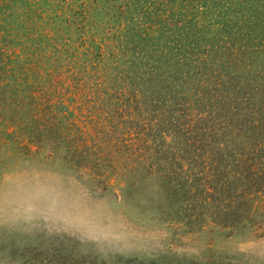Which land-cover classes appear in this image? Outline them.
Returning <instances> with one entry per match:
<instances>
[{
  "label": "rangeland",
  "instance_id": "obj_1",
  "mask_svg": "<svg viewBox=\"0 0 264 264\" xmlns=\"http://www.w3.org/2000/svg\"><path fill=\"white\" fill-rule=\"evenodd\" d=\"M125 1L16 0L20 16L0 19V48L23 56L19 64L5 59L15 74L0 79V264H264V190L252 193L237 222L223 225L209 198L193 205L171 192L142 128L149 116L127 121L118 110L115 118L99 103L91 62L84 82L82 75L78 84L61 82L74 76L61 66L82 62L90 39L102 44L117 34L115 14L131 7ZM81 3L90 6L84 15L76 11ZM51 13L79 26L54 17L47 25ZM72 45L79 56L68 61ZM108 48L118 49L115 42ZM114 62L103 52L93 64L101 73ZM64 93L63 100L73 95L67 117L56 106ZM169 139L162 148L176 150Z\"/></svg>",
  "mask_w": 264,
  "mask_h": 264
},
{
  "label": "trees",
  "instance_id": "obj_2",
  "mask_svg": "<svg viewBox=\"0 0 264 264\" xmlns=\"http://www.w3.org/2000/svg\"><path fill=\"white\" fill-rule=\"evenodd\" d=\"M13 1L0 0L3 22L20 16L15 15ZM22 1L29 6L37 3ZM129 2L132 9L115 14L117 34L102 44L90 39L82 62L61 66L74 70L72 78H61V82L78 84L79 75L84 82L86 62H91L90 77L99 82L93 88L102 95L97 96L99 103L109 104L115 118L118 110L127 121L136 114L140 121L149 116L148 126L142 128L152 136L150 147L157 156L159 175L172 186L171 192L177 196L182 192L193 205L209 198L215 203L212 216L223 225H232L242 216L252 193L264 190V0L125 1ZM80 6L78 14L90 8L84 3ZM53 17L58 24L79 26L70 15L60 18L51 13L43 20L49 25ZM81 35H87L86 30ZM112 42L118 47L116 52L108 48ZM72 48L65 54L68 61L79 56L77 45ZM103 52L115 62L100 73L93 61H102ZM14 54L12 58L0 48V79L2 72L15 74L16 67L6 60L19 64L23 56ZM71 89L68 85L64 90L73 93ZM60 96L56 106L64 108L67 113L60 114L67 117L73 112L68 104L73 95L66 100L65 93ZM64 123L56 122L62 128ZM169 137L176 150L162 148Z\"/></svg>",
  "mask_w": 264,
  "mask_h": 264
}]
</instances>
